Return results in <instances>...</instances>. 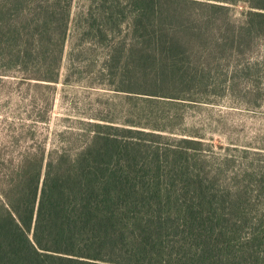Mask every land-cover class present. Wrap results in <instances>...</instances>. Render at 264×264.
Here are the masks:
<instances>
[{
	"label": "trees",
	"instance_id": "1",
	"mask_svg": "<svg viewBox=\"0 0 264 264\" xmlns=\"http://www.w3.org/2000/svg\"><path fill=\"white\" fill-rule=\"evenodd\" d=\"M239 1L249 10L236 24ZM72 2L0 0L5 70L56 83ZM83 4V47L68 57L89 53L82 67L111 90L148 103L210 91L264 103V0ZM163 120L153 115L149 131L87 123L70 147L0 161V264H264V159L229 173L228 158L159 133L175 122Z\"/></svg>",
	"mask_w": 264,
	"mask_h": 264
},
{
	"label": "rangeland",
	"instance_id": "2",
	"mask_svg": "<svg viewBox=\"0 0 264 264\" xmlns=\"http://www.w3.org/2000/svg\"><path fill=\"white\" fill-rule=\"evenodd\" d=\"M84 7L83 0H73V20L56 83L22 82L15 69L5 70L0 64V161H17L34 149L47 152L50 148L70 147L72 135L79 134L85 124H103L104 119L110 121L105 124L149 131L153 115L163 117L165 123L175 119L169 127L171 133L159 132L162 135L196 140L201 143L203 155L228 158L229 173L243 167L249 158L264 159V103L247 106L242 98L230 97L224 91H210L195 103H148L142 96L111 90L105 77L96 76L97 68L94 72L87 66L83 68L89 53L79 54L78 61L70 62L68 56L83 47L74 41V18ZM248 10L243 1L232 5V20L242 23ZM101 54L95 51L94 59Z\"/></svg>",
	"mask_w": 264,
	"mask_h": 264
}]
</instances>
